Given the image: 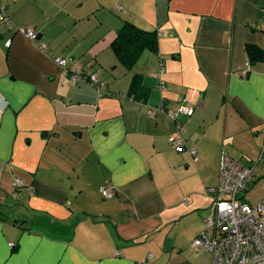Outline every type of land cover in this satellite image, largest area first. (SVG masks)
<instances>
[{"label": "crops", "instance_id": "1", "mask_svg": "<svg viewBox=\"0 0 264 264\" xmlns=\"http://www.w3.org/2000/svg\"><path fill=\"white\" fill-rule=\"evenodd\" d=\"M0 7V264H210L191 243L212 216L220 153L264 189V0ZM124 22L157 38L131 68L111 48ZM54 57L103 88L71 83ZM179 106L193 113L177 117V152L166 113Z\"/></svg>", "mask_w": 264, "mask_h": 264}, {"label": "built area", "instance_id": "2", "mask_svg": "<svg viewBox=\"0 0 264 264\" xmlns=\"http://www.w3.org/2000/svg\"><path fill=\"white\" fill-rule=\"evenodd\" d=\"M0 19L11 29L1 7ZM20 32L29 41L37 39V34L31 27H24ZM9 44L10 41L7 40L4 45L9 47ZM53 62L68 76L71 83L82 81L97 89L103 88V82L95 74L68 68V61L60 57H54ZM192 113L191 108L184 106H179L174 113H166L176 128L169 140L174 151H183L184 128L177 117L179 114L190 117ZM189 153L193 158L196 157L194 149ZM252 181L251 166L220 153L217 184L208 189L212 197V216L204 223V231L191 243L193 250H203L209 254L210 264H264V193L255 206H249L244 200ZM20 185V180H15L13 188H19ZM99 192L103 199L113 196L108 186L101 187ZM208 229L211 231L209 235L206 234Z\"/></svg>", "mask_w": 264, "mask_h": 264}, {"label": "trees", "instance_id": "3", "mask_svg": "<svg viewBox=\"0 0 264 264\" xmlns=\"http://www.w3.org/2000/svg\"><path fill=\"white\" fill-rule=\"evenodd\" d=\"M156 44L154 31H145L124 22L116 32L111 48L117 61L126 68H131L143 51H155ZM246 54L251 64L262 59L261 51L253 46L246 47Z\"/></svg>", "mask_w": 264, "mask_h": 264}, {"label": "rangeland", "instance_id": "4", "mask_svg": "<svg viewBox=\"0 0 264 264\" xmlns=\"http://www.w3.org/2000/svg\"><path fill=\"white\" fill-rule=\"evenodd\" d=\"M264 193L263 186H256L248 190L244 195L245 203L249 206H255Z\"/></svg>", "mask_w": 264, "mask_h": 264}]
</instances>
